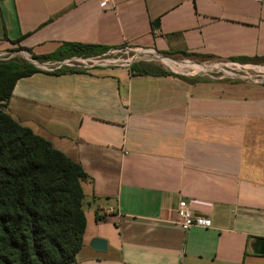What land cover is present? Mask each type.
Masks as SVG:
<instances>
[{
    "label": "crops",
    "instance_id": "1",
    "mask_svg": "<svg viewBox=\"0 0 264 264\" xmlns=\"http://www.w3.org/2000/svg\"><path fill=\"white\" fill-rule=\"evenodd\" d=\"M64 44L264 60V0H0V53ZM38 68L6 111L88 175L76 264H264V84ZM180 203L211 226L182 230Z\"/></svg>",
    "mask_w": 264,
    "mask_h": 264
},
{
    "label": "trees",
    "instance_id": "2",
    "mask_svg": "<svg viewBox=\"0 0 264 264\" xmlns=\"http://www.w3.org/2000/svg\"><path fill=\"white\" fill-rule=\"evenodd\" d=\"M107 51L94 45L64 44L52 55L32 59L45 62ZM130 69L140 75L170 74L136 62ZM73 70L63 66L50 72ZM39 71L19 56L0 59V264H76L83 244L82 182L88 175L77 162L6 111L15 82Z\"/></svg>",
    "mask_w": 264,
    "mask_h": 264
},
{
    "label": "rangeland",
    "instance_id": "3",
    "mask_svg": "<svg viewBox=\"0 0 264 264\" xmlns=\"http://www.w3.org/2000/svg\"><path fill=\"white\" fill-rule=\"evenodd\" d=\"M103 54H106V52L99 53L93 56H87V57H79V58H88V57H94V56H101ZM115 59H127L129 57L133 56V53L130 50H123V49H118L114 54H111ZM21 57L18 53L16 54L15 52H3L0 53V59H7V58H14V57ZM78 58V57H77ZM174 62H179V63H192L197 66H204V67H212V66H229V67H222L224 71L231 73L233 76L240 78H250L254 80H262L264 79V62H255V61H246V62H239L235 60H227V61H216V60H210V59H205L202 61H196L193 60L189 57H178V58H171ZM136 63H140L141 65H149V66H154L158 67L161 70H164L166 72H181L183 76L186 77H196V76H201V77H209L213 79H218V80H227L226 77H223L224 72H216L213 69H208L205 72H195L190 68H186L183 66L182 68L180 65H174L172 68L166 66L163 64V62H160L157 59H152L151 57H145V56H137L135 59ZM233 64V66H231ZM256 69L261 70V72L256 71ZM223 77V78H222ZM264 84V83H262ZM90 213L87 212V218H89Z\"/></svg>",
    "mask_w": 264,
    "mask_h": 264
},
{
    "label": "built area",
    "instance_id": "4",
    "mask_svg": "<svg viewBox=\"0 0 264 264\" xmlns=\"http://www.w3.org/2000/svg\"><path fill=\"white\" fill-rule=\"evenodd\" d=\"M123 50H130L133 53L132 57H129L127 59H115L111 54H114V52H116L117 50H111V51H107L106 54L103 55H99V56H94V57H88V58H72L70 60H66V65L65 66H69V67H89L91 65H106V64H119V65H125V66H130L132 63L135 62V59L137 56H145L149 55V57L152 58V56H150V52L148 53L147 51H143V50H131L128 48H121ZM155 55H157L156 53H153ZM158 56V55H157ZM155 59V58H152ZM157 59V58H156ZM231 66H233V64H231ZM222 67H229V66H212L207 68L208 69H213L216 72H224L223 77H226V79L229 80H240V81H246V82H254V83H259L262 84L264 83V79L262 80H254V79H250V78H237L235 76H233L231 73L226 72L223 70ZM52 68V67H50ZM60 68V67H59ZM202 71V72H205ZM256 71L261 72V70L256 69ZM264 72V71H263ZM222 77V78H223ZM176 214H177V218H178V223L181 227L182 230H187L191 227H199V228H208L211 226V222L208 218L204 217V216H200V215H195L193 214L184 204L180 203L178 204L177 208H176Z\"/></svg>",
    "mask_w": 264,
    "mask_h": 264
},
{
    "label": "water",
    "instance_id": "5",
    "mask_svg": "<svg viewBox=\"0 0 264 264\" xmlns=\"http://www.w3.org/2000/svg\"><path fill=\"white\" fill-rule=\"evenodd\" d=\"M159 57H162V58H167L169 59L168 57H164V56H160L158 55ZM26 60L30 63H32L33 65H35L36 67H44V68H59L63 65H66V60H63V61H60L58 63H52V64H40L38 63L37 61H35L34 59L32 58H26ZM67 60H70V59H67ZM90 246L98 251H104L105 250V246H106V243L103 239H100V238H94L91 240L90 242Z\"/></svg>",
    "mask_w": 264,
    "mask_h": 264
},
{
    "label": "bare ground",
    "instance_id": "6",
    "mask_svg": "<svg viewBox=\"0 0 264 264\" xmlns=\"http://www.w3.org/2000/svg\"><path fill=\"white\" fill-rule=\"evenodd\" d=\"M150 56H152V58H157V60H159L160 62H163V64H165L166 66L168 67H173L174 65H180V67L182 68L183 66H185L186 68H190L192 69L193 71L195 72H200V71H205L206 70V67L204 66H197V65H194L192 63H189V62H186L184 64L182 63H179V62H174V61H168L162 57H159L153 53H150Z\"/></svg>",
    "mask_w": 264,
    "mask_h": 264
}]
</instances>
